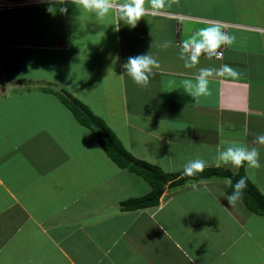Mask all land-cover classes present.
I'll use <instances>...</instances> for the list:
<instances>
[{
  "label": "crops",
  "instance_id": "0c3cea01",
  "mask_svg": "<svg viewBox=\"0 0 264 264\" xmlns=\"http://www.w3.org/2000/svg\"><path fill=\"white\" fill-rule=\"evenodd\" d=\"M50 6L49 0H0V161L2 152L12 155L5 167L0 162V264H264V218L241 200L229 205L224 179H210L197 191L193 183L167 188L158 206L123 211L122 202L150 192L129 194L144 180L119 169L97 142L98 148L82 150L87 138L80 126L70 135L77 151L61 148L67 115L50 121L43 115L48 105H40L50 101L41 90L50 87L45 81L67 77L60 84L126 151L165 173L181 174L197 158L206 168L237 173L217 166L215 156L238 133V144L259 149L262 169L245 165L244 173L264 195V146L253 143L264 134V0H178L149 11L134 28L121 22L119 31L115 15L97 19L70 0L55 5L66 6L65 14L49 13ZM216 20L235 43L220 49V59L201 56L185 69L180 43ZM167 40L174 46L164 49ZM148 52L160 68L141 88L123 65ZM83 57L92 62V77L78 81L72 72ZM222 64L240 78H212L211 94L195 103L183 81L200 67ZM35 108L42 111L37 120ZM23 122L36 123L32 132L41 139L19 140ZM213 137L217 151L211 153ZM187 194L191 199L179 202Z\"/></svg>",
  "mask_w": 264,
  "mask_h": 264
},
{
  "label": "clouds",
  "instance_id": "9594fccd",
  "mask_svg": "<svg viewBox=\"0 0 264 264\" xmlns=\"http://www.w3.org/2000/svg\"><path fill=\"white\" fill-rule=\"evenodd\" d=\"M70 2L77 8L93 13L97 19L115 15L118 21L115 24V31H119L118 25L121 22L134 28L149 11L154 14L159 13L166 8H171L172 3L178 2V0H70ZM49 3L52 5L47 9L49 13H55L57 10L61 14L67 13L66 6H61L58 9L55 7L57 4L64 5L65 0H49ZM146 3L150 7H146ZM235 41L236 37L224 30L223 22L216 20L196 30L180 43L179 58L183 61L185 69H193L199 64L201 56H205L207 59L213 57L220 59L223 56L220 49L233 45ZM172 46H174V42L171 40L164 41L161 45L164 49ZM159 68V61L149 52L129 57L123 65L124 74L126 73L133 83L141 88L149 86L150 78L156 74L155 70ZM215 77H230L233 80H238L240 72L228 64H222L218 68L200 67L198 74L193 79L183 81V91L192 97L195 103H198L199 97L211 94L209 84ZM253 143L264 146V134H256ZM259 157L260 152L257 147L231 144L217 151L215 162L217 166H230L235 170L245 165L248 170H256L261 167ZM207 166V162L203 159L189 160L183 166V175L196 176L198 173H202ZM249 174L253 173L250 171ZM225 180L233 188L232 194L227 196V202L229 205H235L243 197L247 187L246 178L241 177L234 185L231 178L226 177ZM203 184H206V181L201 179L199 184L193 183L191 187L197 191Z\"/></svg>",
  "mask_w": 264,
  "mask_h": 264
},
{
  "label": "trees",
  "instance_id": "16d2710c",
  "mask_svg": "<svg viewBox=\"0 0 264 264\" xmlns=\"http://www.w3.org/2000/svg\"><path fill=\"white\" fill-rule=\"evenodd\" d=\"M42 90L44 93L58 98L76 123L95 137L102 151L119 169L132 173L148 183L150 192L143 197L122 202L121 209L123 211L158 206L159 200L167 188H181L188 183H198L201 179L204 181L214 178L225 180L226 177L231 178L234 185L241 177L246 178L243 167L235 174L220 167L205 168L202 173H198L193 177L184 176L183 173H165L159 167L137 159L126 151L103 120L94 115L84 104L67 91L60 93L53 88H44ZM246 182L247 187L244 190L241 201L248 211L264 218V195L247 179ZM232 191L233 188L230 186L229 193L232 194Z\"/></svg>",
  "mask_w": 264,
  "mask_h": 264
},
{
  "label": "rangeland",
  "instance_id": "374dc122",
  "mask_svg": "<svg viewBox=\"0 0 264 264\" xmlns=\"http://www.w3.org/2000/svg\"><path fill=\"white\" fill-rule=\"evenodd\" d=\"M77 62H80L82 65L81 66H78L77 68H75V70L72 72L73 74H75L76 72L79 74L77 76H74V78L76 80L80 81V80H83V78L85 76H86L85 78H88L89 76L92 77V74L91 73L93 72V70H92V62H91L90 58L88 59V58H84L83 57L81 60L80 59H77ZM79 71L80 72H83V73L81 74ZM87 72L89 74H87ZM66 79H67V77H63L61 81H54V80H52L53 82L52 81H45V82H50V83H53V84L47 83L48 85H50V87L48 86V87H44V88H53L57 92H60V93H62L64 91H67L69 93V91L66 90L67 88L63 84H60V83L64 82ZM44 88H42V89H44ZM42 92H43V90H42ZM41 93H38V94L40 95ZM30 100L31 99H28V102H29V104H32ZM47 100H49V97H47ZM44 103H45V105H48V106L45 107V110L46 111H45V113L43 112V115L46 118H48L50 121L52 120V117L56 116V114L59 115L60 112H63V111L65 112V115H67V118H66L67 119V122L65 124H62V126L66 125L65 126V129H66L65 134H66L68 140H65L64 141L65 142L64 145L61 142L60 147L61 148L62 147L63 148L65 147V150L68 148L71 151H77L74 148V142L71 140L70 135L75 130V128H73V125H75V126H79V125L77 123H75L76 121L73 119V117L71 116V114L66 110V108L60 103V101L58 100L57 97L51 95L49 102H42V103H40V105H44ZM35 105H38V104L36 103ZM37 108H40V107H37ZM37 108H35V111H33V116L34 117L37 116L38 114H40L42 112V111H38L39 113L36 112V109ZM35 120H37L36 117H35ZM20 128H21V132L19 133V138H18L19 140L23 137L24 139H29V140L32 139V142L34 143L38 139H41L40 137L35 136L37 130H35L34 132H32L33 129L37 128V124L36 123H34V124H30V123L29 124H26L25 122H23ZM79 129L81 131H84L83 132L84 133L83 135H84L85 138H87V139H84L83 140V146L84 147H83L82 150L87 151V150H92L94 147H97L98 148V146L96 144L95 137L88 130H86V129L82 128V127H79ZM72 136H74V134H72ZM34 137H36V138H34ZM233 139H234V141H232V143L238 144V133L236 134V137L233 138ZM212 141L213 142H212L211 153H214V152L217 151L215 149V144H214L216 142V139L213 137L212 138ZM223 141H224V139L222 138V142ZM31 144L32 143H28L27 146H30ZM22 146H25V145H22ZM37 152H38L37 150L31 151V153H33V154H35ZM10 153H11V151L7 152L6 154L4 152H2V156H1L2 160L0 161L2 163V166L5 167V165L7 164V158H8V155ZM153 153H154V151H151V155H153ZM9 156H12V155H9ZM243 168H245V166ZM261 169H262V166H261ZM244 172H245V170H244ZM2 173H4V175H6L5 171H2ZM10 180L14 181L13 177H11ZM148 187H149V185H148V183L146 181L138 182L136 185L134 184L129 189L128 192H129V194H138V193H142L143 190H144V188H147L148 189ZM228 188H230L229 185H228ZM170 190H174V189H170ZM123 195H124V193H121L120 192V194L116 198H120ZM187 196H188V194L187 195H183L182 197L180 196L178 198L179 202L189 200V198L191 199V197H187ZM132 199H137V198H132ZM223 199L225 200V198H223ZM203 202L208 205V203H206L205 199H204ZM220 205H223V201L220 202ZM188 209L191 211V208L189 206L187 207L186 210L188 211Z\"/></svg>",
  "mask_w": 264,
  "mask_h": 264
}]
</instances>
